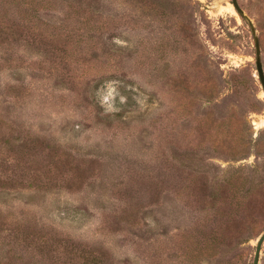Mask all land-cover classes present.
<instances>
[{
  "label": "rangeland",
  "instance_id": "1",
  "mask_svg": "<svg viewBox=\"0 0 264 264\" xmlns=\"http://www.w3.org/2000/svg\"><path fill=\"white\" fill-rule=\"evenodd\" d=\"M237 2L264 73V0ZM263 232L231 0H0V264H253Z\"/></svg>",
  "mask_w": 264,
  "mask_h": 264
},
{
  "label": "water",
  "instance_id": "2",
  "mask_svg": "<svg viewBox=\"0 0 264 264\" xmlns=\"http://www.w3.org/2000/svg\"><path fill=\"white\" fill-rule=\"evenodd\" d=\"M231 4L238 14V16L247 23L248 27L250 28L252 38H253V45L255 49V69L257 72V77L259 79L260 85L262 87V90L264 92V73H263V68H262V63H261V51H260V44H259V39H258V34L256 31V28L252 22V20L248 17V15L240 8L237 0H231ZM264 242V232L260 235L256 248H255V254H254V259H253V264H258L259 261V255L261 251V246Z\"/></svg>",
  "mask_w": 264,
  "mask_h": 264
}]
</instances>
